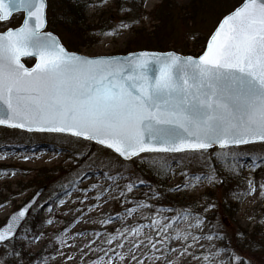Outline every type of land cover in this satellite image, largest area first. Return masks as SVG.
<instances>
[{"label": "rangeland", "instance_id": "1", "mask_svg": "<svg viewBox=\"0 0 264 264\" xmlns=\"http://www.w3.org/2000/svg\"><path fill=\"white\" fill-rule=\"evenodd\" d=\"M172 1L184 6L190 0ZM160 2L139 0L140 10L133 11L129 4L116 7L115 0H89L83 25L87 41L72 52L96 57L131 48L136 29L150 33L156 27L150 12ZM21 20L22 13H17L0 21V32ZM209 21L207 15L201 24L180 23L165 41L191 46L196 27L204 31ZM122 23L129 27H121ZM114 30L118 34L104 35ZM171 51L183 54L175 47ZM3 128L0 136L8 135ZM14 133L20 135L18 142L0 144V227L37 190H44L14 238L0 244V264H232L233 254L240 258L235 264H264V249L257 243L258 234L264 240V197L259 188L263 182L255 175L262 165L258 159L264 158V143L235 146L231 151L219 148L222 155L235 156L240 148L250 155L242 160L246 185L237 198L212 173L181 171L175 161L169 166V180L155 188L150 186L154 182L149 184L138 174L143 154L123 160L106 147L64 134ZM80 158L84 159L80 167L72 166ZM253 158L259 165L255 171L247 167ZM127 173L136 180L122 177ZM197 176L215 180L197 182ZM68 177L75 180L64 188ZM249 180L257 189L250 195ZM31 216L37 221L30 232L25 224ZM48 240L51 247L44 249ZM12 251L14 258L5 261ZM40 251L42 260L22 258L23 252L35 258Z\"/></svg>", "mask_w": 264, "mask_h": 264}, {"label": "snow or ice", "instance_id": "2", "mask_svg": "<svg viewBox=\"0 0 264 264\" xmlns=\"http://www.w3.org/2000/svg\"><path fill=\"white\" fill-rule=\"evenodd\" d=\"M46 7V0H0V21L14 11L26 14L19 28L0 33V125L15 121L9 126L70 133L125 159L214 145L231 151L264 141V0H243L219 23L198 58L140 53L123 61L66 51L43 30ZM23 56H34L37 63L25 68ZM258 166L255 158L247 165L253 171ZM201 179L215 177H194ZM248 185L247 194L257 190L252 180ZM259 188L264 197V184ZM25 211L7 221L0 242L14 238ZM231 259L235 264L240 258Z\"/></svg>", "mask_w": 264, "mask_h": 264}, {"label": "trees", "instance_id": "3", "mask_svg": "<svg viewBox=\"0 0 264 264\" xmlns=\"http://www.w3.org/2000/svg\"><path fill=\"white\" fill-rule=\"evenodd\" d=\"M242 2L243 0H190L184 6H177L172 0H161L160 4L150 12L151 19L157 24L156 27H154V30L150 33H145L141 28L136 29L134 38H137V40L134 39L131 42L133 43V46L131 48L126 47L118 53H127L138 50L168 51L175 47L183 54L199 55L205 47L208 35L213 31L220 19ZM138 3L139 0H129L128 3L126 0H115L116 7L124 8L126 4H129L133 11L136 9L140 10L136 8ZM53 4L58 7L54 9ZM87 5H89V0H55L54 3H52V0H47L46 29L55 33L69 51H78L79 46L81 47L87 41L86 37L83 36V25L86 23L85 12ZM207 15L210 16V21L206 22L204 31H201L199 26L196 27V31H193V44L191 46L179 47L176 46V44H171L170 42L165 41L167 40L166 37L170 34L169 31L175 29L176 25L180 23H192L191 26L201 24L204 18H207ZM14 19L15 17L8 22V25L11 26ZM211 23L212 25L210 29L209 25ZM23 61L27 65L32 64L31 61H27L26 59ZM3 129L8 132V135L4 134L0 136V144L9 141H19L20 135L14 133L15 131L20 132L19 130ZM151 155L153 157H151ZM245 156L249 157L250 155L247 151H243L242 148H240L235 156H223L220 153L219 148H213L207 151H190L176 154L145 153L140 159V164L137 165V170L138 174L144 178L145 181H149V184H152V182L155 183V185L153 184L154 186L150 185L151 187L159 188L169 180V166L175 161L181 171L190 169L196 172L203 171L212 173L219 181L220 185H229L228 192H230L229 194H231V196L239 197L246 185L245 175L239 167V164L242 163ZM83 160L84 159L80 158L79 162L76 163L77 165L75 164L72 166L77 168L80 167L79 165H81ZM260 160L261 158L258 159L259 162ZM233 166H235L239 175H236V171L231 170ZM255 175L258 177L260 176L262 178L260 180L264 184V164L256 170ZM125 176L127 177V180H136L134 179L133 173H127L126 175L122 174V177ZM74 180L75 179L68 177L66 183L62 186L67 188ZM36 221V218L31 216L28 219L27 224H25V228L31 232L36 226ZM250 234L253 235L254 232H251ZM251 240L255 241L254 237H251ZM49 242V240L46 242L44 249L46 246L50 249L51 245ZM257 243L262 249H264V240H260L259 234ZM14 251L9 255H6L4 260L8 262L11 261L15 256V253H13ZM18 255L20 256L19 253ZM22 258L31 261L38 259L42 260L44 258L43 251H40L35 258L30 252H23Z\"/></svg>", "mask_w": 264, "mask_h": 264}, {"label": "water", "instance_id": "4", "mask_svg": "<svg viewBox=\"0 0 264 264\" xmlns=\"http://www.w3.org/2000/svg\"><path fill=\"white\" fill-rule=\"evenodd\" d=\"M242 3H243V2H242ZM242 3H240L237 7H240V6L242 5ZM46 4H47V0H46ZM237 7H236V8H237ZM46 8H47V7H46ZM236 8H234L232 11H230L229 13H227L226 15H224V16L220 19V21L218 22V24L216 25V27L214 28V30L212 31V33L210 34V36L215 32L216 28L218 27L219 23L224 19V17L227 16V15H229V14H230L231 12H233ZM7 11H8V8H7V6H5V12L7 13ZM17 13H22V20H21L20 24H19L18 26H16V27H9V28L5 29L4 31H2V32H0V33H4V32H6L8 29H10V28H11V29L19 28V27L22 25V23H23V21H24V19H25V15H26L23 11H14V12H12L11 15L8 17V19L5 20V21L10 20L11 17H12L13 15L17 14ZM1 22H4V21H1ZM46 22H47V21H46ZM43 30L46 31V32H50V33H52L53 36L56 37V38L58 39V42H59V43H60V44L66 49V47L62 44V42L60 41L59 37H58L55 33L46 30V25H45V28H44ZM210 36L208 37V39H207V41H206V44H205V48H204V50L202 51V53H200V54L197 55V56H193V55H183V54H179V53H176V52H174V51H171V50H169V51L138 50V51L128 52V53H125V54H113V55H102V56H96V57H87V56L81 55L80 53L69 51V50H67V49H66V51H68L69 53H75V54H77V55H79V56L87 57V58H90V59H92V58H110V57H115V58H117V59H119V60H121V61H123L125 58H129V59H131L133 56H135V55H137V54H140V53H149V54H151V53H156V54L175 53L176 55H178V56H182V57H193V58H198L199 56L203 55L204 51L206 50V48H207V44H208V41H209ZM24 59H26V60H32L33 63H32L30 66H28V65H26V64L24 63V61H23ZM21 63L25 66V68H29V69H31V68L37 63V60H36V58H35L34 56H32V57L23 56V57H21ZM9 123H15V121H10V122H8V123H6V124L0 125V127H5V128H8V129H18V130L26 131V132H42V131H37V130H35V126H33V130H32V131H29L27 126L24 127V128H15V127H10V126H9ZM43 132H46V133H55V132H47V131H43ZM59 134H64V135L72 136L70 133H59ZM72 137H75V136H72ZM76 138L84 139L83 137H76ZM84 140H86V139H84ZM88 141L98 144L95 140H88ZM254 143H264V141H261V140H255V141H253V142H251V143H249V144H254ZM98 145H100V144H98ZM101 146L106 147V146H104V145H101ZM240 146H242V145H240ZM215 147H216V148H220L219 145H214L213 147H211V148H209V149H207V150H211V149H213V148H215ZM231 147H235V146H231ZM106 148H107V147H106ZM109 150H111L113 153H115L112 149H109ZM186 151H190V150H186ZM186 151H185V152H186ZM148 153H177V152H148ZM179 153H182V152H179ZM115 154L119 156L118 153H115ZM140 154H143V153H140ZM140 154H139V155H140ZM137 156H138V155H137ZM119 157H120L121 159H123V160H130V159H132V158H134V157H136V156H132V157L129 158V159H125L124 157H121V156H119ZM43 190H44V187H42V188H40L39 190H37V191L31 196V198H30L28 201L25 202V204H23V205H22L17 211L14 212V213H16V212H18V211L21 210V209H26L24 217H23L22 219H20V220H19V223L16 225V230H15L14 236H15L16 233L20 230L21 226L23 225L24 221L26 220V217H27V214H28L30 208L33 207V206L37 203L38 198L40 197V195H41V193L43 192ZM14 213H13V214H14ZM13 214H12V215L6 220V222L0 227V231H2L3 229H5V228L7 227V221L13 216ZM11 239H12V238H10V239H8V240H11ZM6 241H7V240H6ZM3 242H5V241H3ZM3 242H0V244L3 243Z\"/></svg>", "mask_w": 264, "mask_h": 264}]
</instances>
